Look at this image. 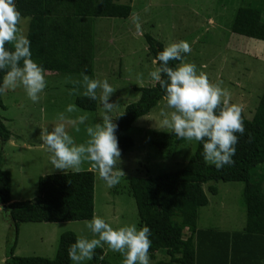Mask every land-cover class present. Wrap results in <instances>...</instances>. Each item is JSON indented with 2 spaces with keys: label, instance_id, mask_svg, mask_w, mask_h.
I'll return each mask as SVG.
<instances>
[{
  "label": "rangeland",
  "instance_id": "obj_1",
  "mask_svg": "<svg viewBox=\"0 0 264 264\" xmlns=\"http://www.w3.org/2000/svg\"><path fill=\"white\" fill-rule=\"evenodd\" d=\"M132 3L139 16L140 29L132 21L120 18H99L94 22L95 75L92 79H107L116 89L110 102L118 107L112 113L115 119L127 105L140 99L136 88L153 86L156 82L149 72L158 67L149 55L146 36L151 35L165 46L181 40L189 43L191 52L186 53V62L194 63L197 72L203 71L212 83H218L231 94V103L243 105V114L252 119L264 88V41L233 33L228 26L232 10L241 6L243 0H121ZM217 5V6H216ZM216 9L222 11L217 14ZM26 18V17H25ZM233 18V15H232ZM28 22L20 25L25 35ZM47 86L38 102H32L22 86L7 90L2 95L6 109L0 108V117L11 131V139H0V169L12 174L13 201L33 200L38 195L39 178L46 175L67 173L74 170H56L49 160L47 146L40 139L41 130L60 123L58 114L64 113L66 130L76 143L87 139L85 128L101 122L100 102L96 110H85L75 103L79 95L70 94L74 87L71 81L82 79L81 74L54 73L44 71ZM83 92V88L80 89ZM76 111H66L68 105ZM171 111L163 99L150 114L140 118L131 131L134 146L121 154L119 167L125 175L119 184L109 188L100 179L98 171L85 161L80 171L95 172V215L104 219L113 228L135 224L140 228L138 207L129 189L132 177H154L183 168L195 153L198 141L177 144L172 131L160 127V111ZM86 115L85 124L72 125ZM79 127V132L76 131ZM163 146V147H162ZM213 186L217 195L210 193ZM209 204L199 210L198 228L201 230L241 231L247 220L243 200L244 183L209 181L204 184ZM0 204V264L8 257L11 244L15 241L14 228L9 216ZM90 221V220H86ZM86 221L65 223H21L17 238L16 256H39L54 259L60 237L73 232L78 237L93 238ZM98 248V247H97ZM104 258L111 264H122L123 257L107 245L99 247ZM158 252L150 264L165 259ZM89 260L82 261L81 264ZM74 264V262H73Z\"/></svg>",
  "mask_w": 264,
  "mask_h": 264
},
{
  "label": "trees",
  "instance_id": "obj_2",
  "mask_svg": "<svg viewBox=\"0 0 264 264\" xmlns=\"http://www.w3.org/2000/svg\"><path fill=\"white\" fill-rule=\"evenodd\" d=\"M224 0H217V5ZM17 9L28 22L27 38L31 42L32 59L44 71L54 73H86L95 75L96 19H129L134 15L132 3L121 0H14ZM231 13L233 33L264 41V0H243ZM216 5V6H217ZM217 14L222 11L216 9ZM233 15V18H232ZM149 55L153 61L165 45L146 36ZM6 48L12 49L11 44ZM185 56V54H184ZM179 62L170 61L175 67ZM159 66V62L156 63ZM4 72H0L2 84ZM140 92L137 102L126 106L114 122L118 124L116 136L121 154L134 146L126 135L134 124L151 113L164 92L156 82L153 86L136 88ZM0 93V108L6 109ZM97 101L85 96L76 98V105L85 110H96ZM244 135L238 136L233 165L216 169L205 162L202 143L189 162L177 171L154 177H132L129 189L134 197L140 226L151 230L149 257L163 252L165 259L154 264H264V88L254 117L250 120L242 113ZM12 133L0 117V139L7 142ZM177 144L186 140L178 139ZM163 147V146H162ZM95 172L72 171L39 178L38 195L33 200L13 201L12 174L0 169V204L5 207L14 228L15 241L11 244L4 264H73L68 247L79 238L73 232L60 237L54 259L39 256L15 255L21 223H65L91 220L95 214ZM209 181L244 183L243 200L247 220L241 231L201 230L198 228L199 210L209 204L204 184ZM213 195L216 187L209 188ZM103 256V260L99 257ZM153 259V258H152ZM156 260V258H154ZM153 259V260H154ZM85 264H111L104 258L101 248L95 249L92 260Z\"/></svg>",
  "mask_w": 264,
  "mask_h": 264
},
{
  "label": "clouds",
  "instance_id": "obj_3",
  "mask_svg": "<svg viewBox=\"0 0 264 264\" xmlns=\"http://www.w3.org/2000/svg\"><path fill=\"white\" fill-rule=\"evenodd\" d=\"M26 18L17 9L14 0H0V72H4L0 93L15 90L22 86L28 98L36 103L40 93L47 86L44 69L32 59L31 42L20 27ZM132 21L140 29L139 16L133 15ZM11 44L13 48H6ZM191 47L186 41L167 44L156 55L154 64L159 66L149 72V77L159 84L164 92L166 106L171 111L161 109L159 124L171 130L178 139L202 143L205 162L221 169L233 165L239 133H245L242 113L243 105L231 103V94L218 83H212L203 72H197L194 63L185 61L184 54ZM170 61L179 63L172 67ZM74 87L70 94L99 100L102 108L101 122L86 126L87 139L77 144L66 130L64 113L58 114L60 123L51 131L41 130L40 139L47 146L49 160L56 170L72 169L80 171L87 161L98 171L100 179L111 188L119 184L125 175L119 167L121 149L112 113L118 107L110 102L116 91L107 79H92L82 73V79L71 81ZM83 88V92L80 89ZM67 112L76 111L75 105H68ZM86 115L68 120L72 125L85 124ZM79 127L76 131L79 132ZM93 238L79 237L68 247V256L74 264L92 260L97 247L107 245L123 257L122 264H150L149 249L151 230L148 226L137 228L135 224L113 228L101 217L93 214L86 221ZM103 260V256L99 257Z\"/></svg>",
  "mask_w": 264,
  "mask_h": 264
}]
</instances>
